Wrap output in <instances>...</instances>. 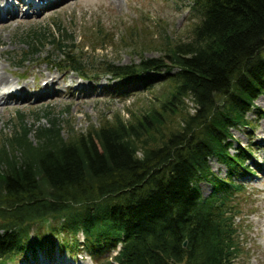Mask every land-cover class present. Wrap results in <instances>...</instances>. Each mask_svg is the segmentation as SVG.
Masks as SVG:
<instances>
[{
  "label": "trees",
  "instance_id": "16d2710c",
  "mask_svg": "<svg viewBox=\"0 0 264 264\" xmlns=\"http://www.w3.org/2000/svg\"><path fill=\"white\" fill-rule=\"evenodd\" d=\"M186 8L188 37L163 35L157 57L141 56L149 46L141 18L123 25L119 46L134 42L139 56L125 65L93 57L112 44L107 34L91 33L89 44L100 42L91 50L64 29L24 36L20 63L46 43L51 52L42 60L59 70L136 82L146 95L161 91L139 115L125 109L131 121L115 113L66 138L62 113L36 110L27 126L14 112L0 139V264L51 246L59 231L73 238H56L60 251L83 252L92 264H236L235 179L252 173V147L229 155V131L249 127L250 111L264 115L253 109L264 96V0H189ZM211 159L223 178L210 171Z\"/></svg>",
  "mask_w": 264,
  "mask_h": 264
},
{
  "label": "rangeland",
  "instance_id": "374dc122",
  "mask_svg": "<svg viewBox=\"0 0 264 264\" xmlns=\"http://www.w3.org/2000/svg\"><path fill=\"white\" fill-rule=\"evenodd\" d=\"M188 3L189 0H58L53 5L49 3V6L42 8L40 15L36 17H21L17 14V17L9 21L0 22V76H4L5 83V86H0V139L10 134L11 127L6 126V122L14 119L15 111L24 113L27 126L33 122L30 113L36 110L51 108L55 115L62 113L59 118L67 122L68 126L67 124L61 126L60 135L66 138L68 135L75 136L84 132L90 125L97 126L102 118L110 120L115 113H118L123 121H131L132 117L125 109H130L133 115H139L152 103V96L158 97L161 91L160 88H156L152 94L146 95L136 82L118 86L116 81L106 77L79 80L75 74L59 70L42 60L51 52V47L46 43L40 48L37 56L27 57L25 62L20 63L19 59L28 49L23 38L30 31L40 29L50 36L58 32L56 28L59 29V34L60 30L64 29L76 37L77 45L87 46L89 49L91 46H97V43L100 45V42L89 44L88 38L91 37V33L107 34L112 37V44L106 43L103 50L94 52L93 57L125 65L137 62L139 56L137 50L132 49L134 42L132 47L119 46L123 25L141 18L140 22L148 26V29L144 30V41L149 45L141 56L157 57V49L161 47L158 44L164 42L163 35L166 34L170 41L185 40L188 37L189 25L193 21L187 13ZM89 49L88 51L83 49L82 52L90 53ZM47 77L53 80L51 84L54 86L55 94L40 95V89L35 87L39 83L40 87H43L42 81ZM19 85H25L22 92L27 96L26 99L17 101L15 99L24 95L14 93L16 92L14 88H18ZM2 88L12 90L13 94L8 96L7 101H3ZM66 90L75 93L70 96ZM253 107L264 111V96L254 100ZM245 119L249 122V127H237L229 131L231 136L229 155L234 154L237 147H252L246 165L252 174L247 176L243 174L244 176L235 179V183L241 185L242 191L234 196L238 202L236 210L239 211V215L233 219L236 229L235 242L239 248V254L234 262L264 264V115L257 116L253 110L246 113ZM41 123L46 125L43 120ZM30 140L33 138L30 137ZM208 164L212 173L219 178L224 177V167L214 159ZM199 190L202 197H207L211 191L210 186L204 182L199 184ZM47 229L49 228L43 227V230ZM40 233L41 231L35 232L37 235ZM57 237L66 240V233L63 232ZM78 238L80 239V235ZM45 245L48 247L47 250L36 249L34 255L28 252L26 254L30 256L26 258L17 256L5 264H24L30 258L32 261L29 264H91L83 253L69 256L68 261L66 253L57 255L49 244ZM71 261L73 262L70 263Z\"/></svg>",
  "mask_w": 264,
  "mask_h": 264
},
{
  "label": "bare ground",
  "instance_id": "6f19581e",
  "mask_svg": "<svg viewBox=\"0 0 264 264\" xmlns=\"http://www.w3.org/2000/svg\"><path fill=\"white\" fill-rule=\"evenodd\" d=\"M1 1L2 0H0V4H1ZM16 1H18L19 3H18V6H25V7H27V8H30V9H34L35 11H41L42 10V8H45V7H47V6H49V3H50V5H53L54 3H56L58 0H43V1H41L40 3H41V8L40 7H38V6H36L33 2H30V1H27V2H23L22 0H14V3L16 2ZM50 8H52V7H50ZM13 12H14V7L11 5V3H9V2H7V3H5L4 4V6H0V21H1V19L2 18H4V17H7V16H11L12 14H13ZM4 77V76H3ZM2 76H0V86H3L5 83H4V78H3ZM39 78H40V76H39ZM52 79H49L48 77L44 80V81H42L44 84L42 85L43 87H40V83L35 87V88H39L40 89V95H50V94H52V93H54V86L51 84L52 83ZM54 83H56V82H54ZM53 83V84H54ZM10 84V83H9ZM5 86V85H4ZM7 86V85H6ZM12 86V85H11ZM8 88V87H7ZM3 89V88H2ZM22 89H24L25 90V85H19V87L18 88H16L15 87V89L14 90H16V93L17 94H19V95H21V94H24V95H22V97H20V98H17V99H15V100H17V101H19L20 99H26V96L27 95H25V92H22ZM78 90V89H77ZM80 90V89H79ZM66 93H70L69 95L70 96H72V94H73V92L75 93V91H71V90H66L65 91ZM64 92V93H65ZM2 94V93H1ZM2 95H4V94H2ZM18 96V95H17ZM57 96H59L58 94H57ZM48 98V97H47ZM2 100V99H1ZM12 100V99H11ZM4 101V100H3ZM10 101V100H9ZM43 101V100H42ZM41 101V102H42ZM32 261V259L30 258V259H28L24 264H29L30 262ZM61 264V263H60ZM63 264V263H62Z\"/></svg>",
  "mask_w": 264,
  "mask_h": 264
},
{
  "label": "water",
  "instance_id": "95a60500",
  "mask_svg": "<svg viewBox=\"0 0 264 264\" xmlns=\"http://www.w3.org/2000/svg\"><path fill=\"white\" fill-rule=\"evenodd\" d=\"M184 246H185V242L182 243V247H184Z\"/></svg>",
  "mask_w": 264,
  "mask_h": 264
}]
</instances>
